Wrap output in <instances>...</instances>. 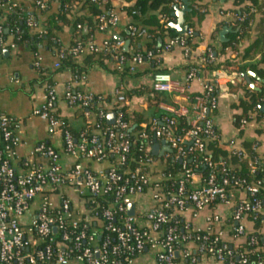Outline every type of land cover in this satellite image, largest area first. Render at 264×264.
<instances>
[{
    "label": "built area",
    "instance_id": "built-area-1",
    "mask_svg": "<svg viewBox=\"0 0 264 264\" xmlns=\"http://www.w3.org/2000/svg\"><path fill=\"white\" fill-rule=\"evenodd\" d=\"M16 7L17 0H0V9L8 11ZM36 7L46 9V0H36ZM64 7L68 8L69 4ZM244 17L238 20L243 21ZM25 21L39 36L46 33L33 15H28ZM165 21L163 17L161 23L166 29ZM118 25L119 16L112 12L100 17L98 30ZM128 29L132 37L147 34L133 25ZM5 33L7 29L0 24V58L2 50L18 49L20 37L11 34L12 40L8 42ZM191 33L188 30L185 36L167 37L164 50L179 47L190 60L193 54L186 36ZM100 50L111 54L120 78L133 75L137 66L156 57L151 51L129 56L121 51V43L109 41L101 49L93 37L71 49L76 57ZM62 58L61 50L58 59ZM214 59L213 50L208 49L198 64H191L183 79L170 72L156 71L152 74V90L185 95L191 81L199 76L201 65L213 63ZM59 60L56 69L60 68ZM35 66L40 68V59ZM84 78L85 73L68 74L63 88L65 101L71 107L83 109L88 121H93L89 109L99 105L97 117L101 119L113 112L114 123L90 134L83 130L75 138L70 131L62 129L63 121L56 109L57 85H45L44 101L33 108L32 115L58 129L63 144L59 149L37 142L20 158L21 170L13 161L16 149L24 146V120L0 112V264H200L199 257L223 264H249V256L263 249L254 233L264 235V219L260 221L261 227L251 234L246 226L247 222L255 226L264 215L262 201L257 198L264 190L263 181L236 180L230 185L228 176L222 181H218L215 173L203 178L188 165L189 155L203 152L205 143L217 138L218 129L210 118L218 106L217 96L213 95L217 84L205 85L200 117L188 128H180L176 119L186 114L185 109L162 105L166 115L140 123V132L132 138L133 127L123 119L121 110L128 103L127 82L122 79L112 102H107L101 96L76 88ZM247 123L241 119L239 130H244ZM139 140L144 141L138 148L144 155L134 159L132 150ZM162 141L172 152L159 158L152 153V147ZM233 148L239 149L234 145ZM172 153L182 165L174 182H170L171 176L166 172ZM206 162L213 166L209 159ZM251 169L255 170L253 164ZM239 194L243 198L233 206L229 221L232 238L234 241L245 238L243 243L224 242L210 229H195L184 219L187 210L197 213L214 204L228 203L233 195ZM131 204H134L132 215ZM222 221L220 215L207 218L210 225ZM144 256L146 260L142 259ZM256 263L264 264V259L259 258Z\"/></svg>",
    "mask_w": 264,
    "mask_h": 264
},
{
    "label": "crops",
    "instance_id": "crops-1",
    "mask_svg": "<svg viewBox=\"0 0 264 264\" xmlns=\"http://www.w3.org/2000/svg\"><path fill=\"white\" fill-rule=\"evenodd\" d=\"M104 1H110L113 13L119 16V25L116 28L105 31L96 30L93 36L95 44L102 49L106 41L121 43V51L129 56L138 52H146L147 38H133L126 28L128 18H126L124 14L123 7L134 4L136 0ZM260 1L262 2L264 0ZM17 4L24 13L39 12L36 7V0H17ZM200 4L204 5L202 8L204 17L200 23L199 31L195 34L196 36L193 39V43L196 45L195 47H191L193 55L190 60L185 58L182 49L179 47H174L168 51L164 50L167 37H171L165 34V36L161 38L163 41L161 47H159V43H157V47L160 48L161 51L156 55V66H152L149 61L137 66L136 72L133 75L120 78L117 71H113V69H115L114 60L111 62L107 61L105 62L107 65L106 68L100 65L89 67L85 72L84 81L77 85L76 88L81 91H89L96 96L103 97L107 102H112L116 88L122 79H124L127 82L128 103L126 107L130 113H140L145 119L151 121L154 118L158 119L166 115V111L163 109L162 105H169L177 109H185L186 114L179 116V118H184L189 125L197 121L200 117L201 98L205 92V85L216 83L218 89V106L217 109L211 112L210 118L219 131L221 142H232L233 145L238 148L241 147L243 142H257L258 146L256 152L264 159V132H257V129L261 128L264 122L259 121L257 115L252 113V118L248 121L245 129L239 130L240 124H236V116L241 113V110L233 106L235 101L239 98H243L248 90H261L263 80L256 72L247 69L243 73L236 74L227 72L223 69L209 68L206 64L201 65L199 76L191 81L185 95L155 93L152 90V74L154 72H170L175 77L183 79L189 71L191 64H198L200 59L205 56L208 49L214 50V65L225 60L239 61L245 65L256 64L260 61L262 48L255 53H251L245 59L243 57L245 49L255 41L259 34L256 27L262 17L260 13L255 16V21L250 32L242 38L238 37L239 43L236 45V48L224 49L223 44L229 40L228 34L230 32L225 35V41H221L220 32L225 27L222 28L219 33H216V29L218 25L223 22L228 21L231 22L232 25L236 22L237 16L233 11L237 7L234 5V0H202ZM176 5L182 8L184 3L182 0L179 3H174L172 13L174 21L171 22L174 24L178 22L177 12L175 10ZM50 8V14L58 12L59 4L57 1L52 2ZM187 13L185 14V20L188 25L186 18ZM188 30H190V28ZM173 31L175 32V30ZM231 32H236V30L232 29ZM73 34L74 27L72 25L64 26L61 30L55 31L56 40L54 43L43 40L36 52L32 51L27 45L25 47H19L17 50L7 48L4 49L0 58V112L24 120V127L22 130L24 146L16 149V159L13 161V164L19 170L22 169L20 158L27 154L37 142H45L59 149L63 144L62 134L58 129L51 127L46 121L32 115L33 108L42 104L44 101L46 84H40L37 81L41 73H56L54 75V80L59 91V99L56 108L58 114L61 118L68 119L76 125L79 123L77 118L80 115V110L76 107L69 106L63 95L64 81L71 71L65 69L55 72L57 70L55 64L59 60V52L61 48L69 47ZM175 34L176 37L185 36V34L180 35L176 32ZM11 40L12 36H8L7 41L10 42ZM5 50L8 52H5ZM38 59H40V68L35 66V62ZM82 60L83 57L80 56L78 62L83 64ZM259 67L264 69V64H260ZM249 72H251V74ZM241 74H246L247 78H241ZM252 85L254 87H252ZM134 89L138 90V93L128 95L130 91ZM134 127L135 125H133V128ZM158 143L160 146L158 152L161 153L165 145L162 144V142ZM165 153H167V151L162 152V155L157 157L161 158ZM195 180L199 181L197 177H195ZM241 198H243V194L237 195L236 199L231 198L228 203L214 204L197 213H194L192 210H187L184 219L195 229L201 231L210 229L213 235H220L224 242L232 245L243 243L245 238L239 241H234L232 238V223L229 221L233 206L238 202H235V200ZM214 215H220L223 221L219 224H208L207 218ZM246 226L248 234L255 232L256 228L252 223L247 222ZM146 258L147 257L144 256L142 259L146 260ZM198 260L200 264H223L207 257H199ZM70 264L80 263L72 262Z\"/></svg>",
    "mask_w": 264,
    "mask_h": 264
},
{
    "label": "trees",
    "instance_id": "trees-1",
    "mask_svg": "<svg viewBox=\"0 0 264 264\" xmlns=\"http://www.w3.org/2000/svg\"><path fill=\"white\" fill-rule=\"evenodd\" d=\"M57 1L59 4V10L56 13L50 14V5L52 2ZM202 0H191L189 4L190 11L187 13V22L192 33L186 36V41L191 47H195L193 39L195 34L199 31L200 23L203 20L204 13L201 5ZM69 4L68 8H65V4ZM46 9H38L39 12H22L19 7L13 8L6 11L5 9H0V24L7 29V33L3 34L5 37L13 34L16 38L19 36L20 39L17 41L18 48L25 47L26 45L31 48L32 51L36 52L39 48L40 43L43 40H48L50 43H54L56 40L55 31L61 30L64 26L72 25L74 27V34L69 47L61 48L64 52V58L60 59V68L55 72L69 69L72 73L76 75H81L85 73L89 67L93 65H100L102 67H107L105 62L113 61L110 53L106 50H100L98 52H88L81 56L83 57V64L78 62L79 57L73 55L71 49L75 47L80 42H85L87 39L94 36L98 26L100 24V17L102 15H110L112 13V8L110 6V1L101 0L100 4H96L91 0H46ZM234 5L237 7L233 13L237 16V20L234 25L231 22H223L218 25L216 33L224 27H230L236 32H230L228 34L229 40L223 44L225 48L235 49L236 45L239 43L238 37L242 38L246 36L251 28L253 27L255 16L261 14L262 17L259 20L256 29L259 34L255 41L249 45L244 52V59L247 58L251 53L257 52L262 48L261 59L256 64L245 65L239 61L225 60L219 62L217 65L213 63L207 64L209 68L213 69H223L230 73L240 74L250 69L258 74V76L263 80V86L260 91L248 90L243 98H239L233 104L234 108L240 109L241 113L236 116V124L239 125L241 119L251 120V114L255 113L259 121L264 122V69L260 68V64H264V1L260 0H234ZM173 0H136L134 4L130 6L123 7L124 14L128 18L126 28L133 25L139 30H146L147 34L144 37H133L138 39L147 38L146 47L147 51H151L153 54L157 55L161 49L157 47L158 39L163 38L166 32H170L171 37H176L175 32L170 28V23L174 21L173 17ZM254 8V12H252ZM28 15H33L38 22H40L46 33L39 36L35 33L33 29L27 25L25 19ZM245 16L243 21L238 20V18ZM166 18V29L161 23L162 18ZM80 24L81 28H77ZM129 30V29H128ZM131 35V34H130ZM132 37V36H131ZM60 50V51H61ZM4 51V50H2ZM146 51V52H147ZM145 52V53H146ZM214 54V50H213ZM152 66L157 65L156 57L150 60ZM116 71V69H113ZM56 73L44 74L41 73L37 81L40 84L55 85L54 75ZM218 89L213 92V95L217 96ZM138 90L134 89L130 91L128 95L137 94ZM106 100V99H105ZM80 110V115L78 116V125L70 122L68 119H63L62 129H67L72 133L75 138H79L80 133L86 130L89 134L99 127H106L108 125L107 117L98 118V107L99 105H93L89 109L92 113L93 121H88L84 115V110L75 106ZM123 119L131 122V127H135L131 130V137L135 138L140 132V123H149L148 119H145L140 113H130L128 108L122 107ZM164 116V115H163ZM158 119H161L158 118ZM180 128H188L189 125L184 118L176 117ZM258 133L264 132V125L257 129ZM217 138L209 139L205 143L203 152H195L189 155L188 165L193 168V170L199 173L203 178L208 177L211 173H215L218 181H222L225 176L230 179V185H233L236 180H244L248 183L255 181H263L264 183V159L261 158L257 152L256 148L258 146L257 142H243L239 149L233 148V143H222L220 140L219 131H215ZM144 144V141L139 140L136 146L132 150V155L134 159L142 157L144 154L138 150V148ZM206 159H209L213 166L207 165ZM168 167L166 169L167 174L171 176L170 182H174L176 176L181 171L180 161L174 158V153H172L167 161ZM251 164L255 166V170L252 171ZM198 166V167H195ZM224 169V171H223ZM236 199V195L233 197ZM257 198L261 199L262 205L264 206V190H261L257 195ZM235 200V202H237ZM264 219L262 215L255 223V228L261 227V220ZM204 233V232H203ZM260 245L264 246V235H259ZM249 249H254L249 245H246ZM198 255V254H197ZM259 258L264 259V250L255 251L249 256V264H257L256 260Z\"/></svg>",
    "mask_w": 264,
    "mask_h": 264
},
{
    "label": "water",
    "instance_id": "water-1",
    "mask_svg": "<svg viewBox=\"0 0 264 264\" xmlns=\"http://www.w3.org/2000/svg\"><path fill=\"white\" fill-rule=\"evenodd\" d=\"M184 5L182 6V8H179L178 5L175 6V10H176V15L178 17V22L177 23H171L170 24V27L172 30H175V32L177 34H180V35H183L185 34L188 29H189V26L186 24V20H185V14L187 12L190 11V8H189V4H190V0H182ZM232 29L230 28H227L225 27L221 32H220V39L221 41H225V35L228 33V32H231ZM166 35H170V32H166ZM162 39L160 38L158 40V43H159V47H161L162 45ZM5 52H8L7 50H5ZM251 74V72H249ZM247 75L246 74H241V78H247L246 77ZM240 78V80H241ZM252 87H254L252 85ZM264 108V107H263ZM107 121H108V124L112 125L115 121V114L113 112L109 113L108 116H107ZM162 144L165 145V147H163L162 149V152L164 151H167V152H172V149L165 143V141H162ZM160 149V146H159V143H156L153 145L152 147V153L155 155V156H161L162 155V152L159 153ZM129 214L132 215L134 214V204H131L129 205Z\"/></svg>",
    "mask_w": 264,
    "mask_h": 264
}]
</instances>
